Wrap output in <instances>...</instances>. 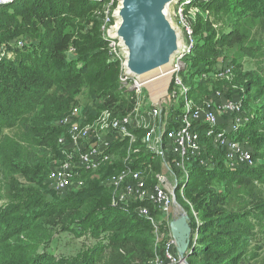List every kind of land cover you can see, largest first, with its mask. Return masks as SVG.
<instances>
[{
	"label": "trees",
	"instance_id": "16d2710c",
	"mask_svg": "<svg viewBox=\"0 0 264 264\" xmlns=\"http://www.w3.org/2000/svg\"><path fill=\"white\" fill-rule=\"evenodd\" d=\"M104 1L12 0L0 7V45L15 53L0 60V264H152L155 258L153 224L138 213L140 203L112 205L104 184L125 166L126 140L114 141L117 158L80 169L77 189L60 195L47 182L61 157L58 139L65 129L59 119L80 105L85 122L104 109L123 115L134 105V91L119 80L120 62L102 35ZM199 6L196 42L179 75L184 81L196 77L187 87L195 104L216 90L244 98L249 120L238 138L253 163L229 167L223 151L201 135L205 162L192 160L191 178L182 183L190 204L178 191L176 201L189 216L190 264H243L252 244L264 246V0ZM18 39L22 47L15 45ZM248 62L254 66L245 68ZM226 67L232 80L213 78ZM211 70L213 76H202ZM135 132L139 146L142 133ZM133 155L131 167L164 169L143 148ZM166 160L171 163L172 155ZM160 231L170 235L166 225Z\"/></svg>",
	"mask_w": 264,
	"mask_h": 264
},
{
	"label": "built area",
	"instance_id": "2783aa9c",
	"mask_svg": "<svg viewBox=\"0 0 264 264\" xmlns=\"http://www.w3.org/2000/svg\"><path fill=\"white\" fill-rule=\"evenodd\" d=\"M10 1L12 0H0V7ZM114 1L105 0L101 8L102 35L107 41L111 58L120 62L119 80L135 92L146 87L148 95L140 102L134 92V105L123 115L104 109L92 121L85 122L82 112L76 107L59 119L58 123L65 129L58 139L61 157L49 170L47 182L60 195L77 189L81 186L77 176L79 170L95 169L117 158L114 141L126 140L127 149L123 159L125 166L108 175L104 184L111 189L112 205L129 201L140 203L137 206L138 213L150 218L155 235L159 237V233L162 234L160 227H169L174 215L175 192L178 191L188 202L183 196L182 183L190 177L192 160L197 159L200 164L205 162V144L201 142V135L215 148L223 151L225 163L229 167L253 163L247 143L238 138L239 131L249 120V115L243 108L242 96L223 97L220 90L214 91L212 97L204 99L200 104H195L187 96L188 88L179 76L180 70L185 66L184 57L191 52L196 42L193 23L196 15L201 13L199 5L209 0H180L174 5L176 22L183 28L185 51L174 59L172 68L166 71L169 73L168 80L160 88L157 84L144 85L154 78L139 81L135 77L123 75L124 59L117 49V40L107 34L109 26L113 24ZM15 45L22 47L24 41L18 39ZM14 56L12 49L4 44L0 45V60L13 59ZM229 72L230 70L227 74ZM221 75L223 72L217 73V76ZM177 88L182 90L180 96L177 95ZM180 99L181 106L178 105ZM197 126H202V134ZM139 130L142 134L140 145L137 146L135 143L139 138L135 131ZM141 148L153 154L154 160L161 159L164 169L153 172L151 164L143 168L131 167L129 164L135 160L133 154L138 153ZM170 155L171 163L166 160ZM178 177L182 179L180 183ZM146 203H150L165 217L160 220L152 217ZM174 248L175 242L170 234L163 244L161 262L157 264H181Z\"/></svg>",
	"mask_w": 264,
	"mask_h": 264
},
{
	"label": "water",
	"instance_id": "95a60500",
	"mask_svg": "<svg viewBox=\"0 0 264 264\" xmlns=\"http://www.w3.org/2000/svg\"><path fill=\"white\" fill-rule=\"evenodd\" d=\"M113 24L107 34L117 40L124 61L123 75L145 81L172 68L174 59L185 51L183 28L175 19L174 5L180 0H116ZM168 67L165 71L163 68ZM175 216L170 234L181 264L187 263L191 236L189 216L174 197Z\"/></svg>",
	"mask_w": 264,
	"mask_h": 264
},
{
	"label": "rangeland",
	"instance_id": "374dc122",
	"mask_svg": "<svg viewBox=\"0 0 264 264\" xmlns=\"http://www.w3.org/2000/svg\"><path fill=\"white\" fill-rule=\"evenodd\" d=\"M233 52H234V49L230 50L229 56H232L233 57ZM235 58H236L235 60L241 59V57H239V55H236ZM184 61H185V59H184ZM253 66H254L253 63H251V62L245 63V68H251ZM229 69H230L229 67H226V68L218 71V72H223V75H221V76H213V72H212L213 70H211V71H204L205 73L202 74V76L204 78H209L210 76H213V78L216 79V80H217V77L223 79L224 81H226V80H232L233 74L231 72H229V74H227V71ZM179 76L181 77V80H182V82H183V84H184L185 87L195 85L196 77H189L188 76L185 79L186 81H184L183 80V77L181 75H179ZM151 84H155V83H150V84H145V85L146 86H149ZM127 88L129 89V87H127ZM177 92H178L177 95L180 96V94L182 93V90L180 91L177 88ZM135 93L138 95V101H140V102H143L144 101V98L148 95V91H147L146 87H141L140 91L139 92L136 91ZM135 97H136V95H135ZM79 99H80V103L81 104L84 103V101H85V94L82 93L80 95ZM76 107H77V110L79 112H82L81 105L80 106H75L73 108H76ZM156 158L158 159L157 156H156ZM166 174L170 177V175L168 173H166ZM190 178L191 177H189L188 181L190 180ZM178 180H179V183H180L182 179L180 177H178ZM212 187L215 190V189H217L219 187V185H218V183L213 182ZM174 215H175V209H174ZM164 217L165 216L161 215L160 213L158 214V216H156L157 220H160L161 218H164ZM167 236H168V232H162V234L159 233V237H157L155 235V258L152 260V264H157L158 262H161V259H162V257H161V251H162L163 244H164V241L167 238ZM187 263L190 264L188 262V260H187ZM243 264H264V246H260L259 244H252L251 247H250V256H248L245 259V261L243 262Z\"/></svg>",
	"mask_w": 264,
	"mask_h": 264
},
{
	"label": "bare ground",
	"instance_id": "6f19581e",
	"mask_svg": "<svg viewBox=\"0 0 264 264\" xmlns=\"http://www.w3.org/2000/svg\"><path fill=\"white\" fill-rule=\"evenodd\" d=\"M168 67H165L163 68L161 71H165ZM168 76H169V73L167 72H164L163 74H161L160 76H158L157 78H154L152 80H149L147 82L144 83L145 84H150V83H155L157 84L156 86L157 87H163L165 82L168 80Z\"/></svg>",
	"mask_w": 264,
	"mask_h": 264
},
{
	"label": "crops",
	"instance_id": "0c3cea01",
	"mask_svg": "<svg viewBox=\"0 0 264 264\" xmlns=\"http://www.w3.org/2000/svg\"><path fill=\"white\" fill-rule=\"evenodd\" d=\"M174 217V215L172 216V218Z\"/></svg>",
	"mask_w": 264,
	"mask_h": 264
},
{
	"label": "clouds",
	"instance_id": "9594fccd",
	"mask_svg": "<svg viewBox=\"0 0 264 264\" xmlns=\"http://www.w3.org/2000/svg\"><path fill=\"white\" fill-rule=\"evenodd\" d=\"M175 216V215H174Z\"/></svg>",
	"mask_w": 264,
	"mask_h": 264
}]
</instances>
